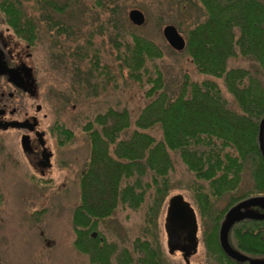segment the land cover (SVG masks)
Returning a JSON list of instances; mask_svg holds the SVG:
<instances>
[{
	"label": "trees",
	"instance_id": "16d2710c",
	"mask_svg": "<svg viewBox=\"0 0 264 264\" xmlns=\"http://www.w3.org/2000/svg\"><path fill=\"white\" fill-rule=\"evenodd\" d=\"M44 1L53 7L58 5L54 0ZM198 2L205 16L186 30V46L181 53L188 56L198 74L208 77L192 80L184 73L176 96L163 87L158 68L153 76L145 66L162 55L156 42L133 34L130 42L114 43L119 70H126L128 78L139 86L151 87L145 91L146 103L136 113L127 107L109 106L82 126L89 154L78 175L79 204L71 218L76 235L73 245L92 264H130L129 260L131 264H165L157 219L169 196L178 160L189 175L185 189L205 226L208 264H249L226 257L218 238L235 203L264 190V157L258 144L259 123L264 116V0ZM0 6L22 41L33 44L39 38L21 0H0ZM49 22L47 27L57 28L58 34L70 37L75 33L71 26ZM56 45L50 46L51 57L69 81V87L58 97L63 102L60 106L67 105L73 94L77 98L81 91L87 97H98L97 88L90 87L93 72L100 68L96 52L91 57L92 69L82 72L76 60L65 67L61 64L65 63V49L60 46L56 51ZM79 51L74 53L76 57H88L87 50L84 54ZM238 59L251 62V67L231 66ZM217 79L235 107L230 106ZM50 131L60 145L74 138L73 131L64 126L54 125ZM246 172L251 184L241 190ZM222 200L226 205L219 209ZM119 206L133 210L144 207V234L132 241L131 249L118 248L117 242H108L105 237L91 236ZM254 227L253 220L233 225L248 231ZM147 234L155 237L156 244ZM243 242L252 247L246 251L264 253L255 246L258 242ZM128 250H132L130 258Z\"/></svg>",
	"mask_w": 264,
	"mask_h": 264
},
{
	"label": "rangeland",
	"instance_id": "374dc122",
	"mask_svg": "<svg viewBox=\"0 0 264 264\" xmlns=\"http://www.w3.org/2000/svg\"><path fill=\"white\" fill-rule=\"evenodd\" d=\"M54 1L64 6L62 13H54L48 9L44 0H21V6L29 17L33 19L34 16L37 19L39 34V38L35 40L38 44L33 51L34 60L36 59L35 77L39 86L38 97L33 100L27 96L26 100L28 103L37 102L36 104L43 105L39 114L40 129L46 132L47 151H51L53 157L51 164L41 175L40 167L35 168V164L29 163L20 147V132L11 128L0 130L1 264H92L88 256L73 245L76 235L71 218L72 210L79 204L78 175L84 168L89 154L82 126L93 115L109 106L127 107L131 113H136L146 103L145 91L151 87V84L139 86L128 78L126 70H119L114 45L116 40L120 43L130 42L132 35L136 34L159 45L161 57L147 61L145 66L153 76L155 67L160 70L163 87L171 96L179 93L184 73L192 80L208 77L197 73L188 56L181 53L183 50L176 51L180 54L173 53L175 50L168 45L162 34L166 24H173L185 38L186 30L204 19V8L198 0ZM131 9L143 12L145 22L142 25H134L129 20L128 13ZM49 19L53 23L71 26L75 33L70 37L58 34L57 28L47 27ZM48 29L49 31H46ZM52 43H57L56 51L60 46L65 49V63H61L64 67L72 65L71 62L76 60L82 72L92 69L91 57L96 52L100 68L93 72V86L90 87L97 88L100 93L98 97H87L84 91H81L77 98L74 94L69 95L68 104L60 106L63 102L58 97H62V91L69 87V81L61 67L52 65ZM79 50L82 53L87 50L88 57H76L74 53H80ZM31 61L26 60L27 63ZM251 64L246 59H238L233 61L231 66L251 67ZM262 78L264 80V75ZM219 85L224 91V84L219 81ZM224 94L229 96L225 91ZM228 99L230 106L235 107L231 97ZM48 102L52 106L51 112L47 106ZM43 113L48 114L46 119L42 118ZM50 125L71 129L74 138L60 145L59 138L48 131ZM175 169L169 196L182 194L192 204L197 212L201 236L205 226L197 205L185 189L189 175L179 160ZM247 174L246 172L244 175L241 190H247L251 184ZM225 205L222 200L217 206L220 209ZM144 216L143 206L137 210L119 206L111 217L99 223L97 230L93 231L96 233L93 238L105 237L108 242H117L118 248H131L132 241L144 234ZM164 217L165 202L157 219L158 237L161 239L159 243L163 246L166 242ZM147 238L155 241L151 234H147ZM164 250L165 264H185L180 254L169 255L165 248ZM205 251L200 243L197 253L190 259V264H208Z\"/></svg>",
	"mask_w": 264,
	"mask_h": 264
},
{
	"label": "flooded vegetation",
	"instance_id": "af4514ba",
	"mask_svg": "<svg viewBox=\"0 0 264 264\" xmlns=\"http://www.w3.org/2000/svg\"><path fill=\"white\" fill-rule=\"evenodd\" d=\"M51 9L54 13H62L64 11V6L56 5L55 7L48 5V9ZM55 8V9H54ZM56 8H61V10H56ZM3 6H0V130L16 129L19 131V144L25 154L26 158L29 159V163L35 164V168L38 166L40 174H44V170L51 164V158L53 153L47 151V140L46 132L40 129V117L39 114L42 112L43 105L41 103H28L27 96L29 99H37L38 97V84L36 79V59L34 60L33 51L36 48L38 42L33 44L27 41H22L14 32V29L9 24L7 19V14L3 11ZM32 22L35 25V30H37V19L33 16ZM23 49L28 50L24 52ZM32 60L27 63L26 60ZM59 64V62H58ZM53 66L57 65L54 61ZM49 111L51 112V103L47 104ZM47 113H43L42 118H47ZM52 125H50L48 131H50ZM25 136L24 142L22 138ZM176 195V194H174ZM168 196L165 201V217H164V233L166 236L165 247L159 243L160 249L166 253V249L169 255L180 254L185 264H190V259L198 251V246L201 243L204 248L209 245L204 240V231L199 236L200 225L198 221V216L195 208L192 207L195 218H196V230H195V242H196V252L189 255L185 259V254L189 253V227L186 223H180L173 230H170L171 237L166 231V217L168 215L169 201L172 196ZM182 195V194H181ZM184 197V196H183ZM249 198H257L256 204L245 206L241 208L238 214L246 213L252 214L246 218L239 219L238 221H255V227L248 231L249 229H239L233 228L231 226L228 232V244L232 250L235 252L246 256L249 259H256L264 262V253L262 254H252L245 249L251 250L248 244H245L244 239H250L258 242L255 246L259 250L264 251V190L257 191L255 194L244 197L235 204H238ZM220 234V232H219ZM92 235V234H91ZM172 238V239H171ZM159 240H161L159 238ZM219 240V238H218ZM119 247V246H117ZM219 248L224 252L220 240ZM131 249V248H129ZM226 257L232 259L225 252ZM128 257H132V250H128ZM234 260V259H232ZM236 262H240L234 260ZM131 264V260H129ZM240 263H249L248 261ZM1 264V263H0ZM201 264V263H199Z\"/></svg>",
	"mask_w": 264,
	"mask_h": 264
},
{
	"label": "water",
	"instance_id": "95a60500",
	"mask_svg": "<svg viewBox=\"0 0 264 264\" xmlns=\"http://www.w3.org/2000/svg\"><path fill=\"white\" fill-rule=\"evenodd\" d=\"M129 20L137 26L142 25L145 22V16L142 11L139 9H131L128 13ZM162 34L168 45L174 49L175 51H182L185 49L186 46V39L182 35V33L176 28L173 24H166L162 29ZM22 142H24L25 136L22 138ZM258 144L259 149L264 157V116L261 118L259 123V131H258ZM257 198H249L246 199L235 206H233L229 212V218L224 221L220 228L219 240L220 244L224 250V252L230 256L232 259L244 262L248 261L249 264H264V262L256 259H249L244 255H241L234 250H232L228 244V232L234 222L238 221L239 219L246 218L249 216H253L252 214H238V211L245 207L256 204ZM180 223H186V226L189 227L190 238L189 244V253L185 254V259L193 253L196 252V242H195V230H196V218L195 213L190 207L189 203L184 199L183 195L176 194L171 197L169 201V208H168V215L166 217V231L168 235L171 237L170 230H173L172 227L177 226ZM96 233H92V237H95ZM172 239V238H171Z\"/></svg>",
	"mask_w": 264,
	"mask_h": 264
}]
</instances>
